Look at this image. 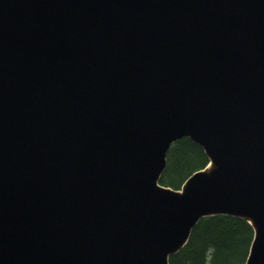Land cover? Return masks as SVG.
Wrapping results in <instances>:
<instances>
[{"label": "water", "instance_id": "1", "mask_svg": "<svg viewBox=\"0 0 264 264\" xmlns=\"http://www.w3.org/2000/svg\"><path fill=\"white\" fill-rule=\"evenodd\" d=\"M225 213L264 264V0H0V264H169Z\"/></svg>", "mask_w": 264, "mask_h": 264}, {"label": "trees", "instance_id": "2", "mask_svg": "<svg viewBox=\"0 0 264 264\" xmlns=\"http://www.w3.org/2000/svg\"><path fill=\"white\" fill-rule=\"evenodd\" d=\"M202 147L186 136L173 141L159 183L180 189L192 172L208 163ZM254 237L251 223L240 216L215 214L201 218L185 245L169 256V264H244Z\"/></svg>", "mask_w": 264, "mask_h": 264}]
</instances>
